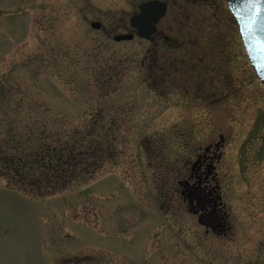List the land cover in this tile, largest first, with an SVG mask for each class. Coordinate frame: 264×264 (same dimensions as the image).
Here are the masks:
<instances>
[{"label": "rangeland", "instance_id": "obj_1", "mask_svg": "<svg viewBox=\"0 0 264 264\" xmlns=\"http://www.w3.org/2000/svg\"><path fill=\"white\" fill-rule=\"evenodd\" d=\"M147 1L0 0V140L7 112L49 109L73 131L95 126L94 138L113 146L93 180L54 196L0 178V264H59L78 254L60 249L104 238L115 247L121 238L136 264H264V84L237 22L225 0H171L161 23L171 26L166 48L139 38L117 43ZM158 86L164 96L154 93ZM204 92L217 93L218 126L227 123L231 135L227 239L197 236L199 227L176 214L160 188L179 167L180 145L208 122L196 108Z\"/></svg>", "mask_w": 264, "mask_h": 264}, {"label": "flooded vegetation", "instance_id": "obj_2", "mask_svg": "<svg viewBox=\"0 0 264 264\" xmlns=\"http://www.w3.org/2000/svg\"><path fill=\"white\" fill-rule=\"evenodd\" d=\"M164 1L168 3V13L157 25V32L152 35L150 40L144 41L148 45L156 46L158 49L162 47L166 48L165 43L167 44L168 41L165 39H169L167 30L171 31V26H166L165 29L161 26L169 17L170 10L173 6L171 0ZM128 31L133 32L135 39L118 43L135 42L136 38H138L139 31L132 28L126 30V32ZM178 43L184 45L188 42L181 40ZM172 46L173 45H171L170 49L175 48ZM150 54L149 52L146 53L145 58L147 59V56ZM156 54L167 57V55L170 54V50L168 52L163 51ZM156 54L154 53L153 56H157ZM179 58L182 61H186L190 59V55L187 51L183 53V55L180 54ZM145 67L146 61L142 62V68L145 69ZM147 68L150 72L156 71L153 70L152 64ZM162 70H168L172 75L171 70L167 68L166 64H163ZM145 83L146 81L143 82V85H145ZM159 86L154 93L156 96H164L166 93H162L165 91ZM216 94V92H208V94L204 92L199 95L200 98L198 101H200L201 104L196 108H203L205 112H207L208 122L203 126V130H200L196 134L190 133V135H188L191 143L180 145V148L184 149V153H181V156L177 159L179 167L169 170L170 173L167 179H164L165 184L160 185V188L163 190L162 192L165 195V200L170 204L177 205L178 208L175 209V213L177 214L180 212L184 216L190 217L199 227L202 231V236L198 233L197 236L206 239H212L211 237H216V239H219V237L227 239L232 230L230 223L231 214L228 210V192L226 191V188H228L227 181L229 173L232 168L230 148L231 135L230 132L228 133L229 127L227 123L218 126V98ZM181 238L184 239L183 235H181ZM76 239L77 238H71L69 241ZM115 239H118L117 241L113 240L118 247L113 246L110 240L104 238L105 242L103 243L100 241V243L86 244L78 248L67 247L65 249H60L59 251H61V253L76 251L78 254L66 256L59 264H120L119 258L123 259L125 264H136V262H133L136 260L134 255L125 254L121 250L120 245H123V240L121 238ZM59 245H57V247H59ZM59 251L54 250V253ZM95 251L98 252L97 255L90 254ZM58 256L59 255L56 257ZM63 257L64 256H61L60 259Z\"/></svg>", "mask_w": 264, "mask_h": 264}, {"label": "trees", "instance_id": "obj_3", "mask_svg": "<svg viewBox=\"0 0 264 264\" xmlns=\"http://www.w3.org/2000/svg\"><path fill=\"white\" fill-rule=\"evenodd\" d=\"M22 112H7V133L0 140V178L8 185L35 197L54 196L93 179L111 157V142L94 138V125L73 131L53 120L49 109Z\"/></svg>", "mask_w": 264, "mask_h": 264}, {"label": "water", "instance_id": "obj_4", "mask_svg": "<svg viewBox=\"0 0 264 264\" xmlns=\"http://www.w3.org/2000/svg\"><path fill=\"white\" fill-rule=\"evenodd\" d=\"M235 13L241 27L246 47L264 81V0H227ZM166 4L158 1L145 3L141 6L144 14L136 25L142 30L144 37L155 32V24L166 13ZM133 19V24H134ZM92 27L100 29V23H92ZM133 35H119L115 40H131Z\"/></svg>", "mask_w": 264, "mask_h": 264}]
</instances>
